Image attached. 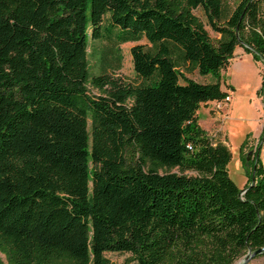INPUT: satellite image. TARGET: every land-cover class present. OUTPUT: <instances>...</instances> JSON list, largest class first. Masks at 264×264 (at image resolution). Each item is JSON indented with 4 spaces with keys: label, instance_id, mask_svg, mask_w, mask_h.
Listing matches in <instances>:
<instances>
[{
    "label": "trees",
    "instance_id": "obj_1",
    "mask_svg": "<svg viewBox=\"0 0 264 264\" xmlns=\"http://www.w3.org/2000/svg\"><path fill=\"white\" fill-rule=\"evenodd\" d=\"M263 6L0 0V264H235L264 248L263 166L255 154L239 190L196 116L227 97L220 71L238 45L264 60ZM89 40L106 45L91 78ZM142 40L139 81L115 77L119 46Z\"/></svg>",
    "mask_w": 264,
    "mask_h": 264
},
{
    "label": "rangeland",
    "instance_id": "obj_2",
    "mask_svg": "<svg viewBox=\"0 0 264 264\" xmlns=\"http://www.w3.org/2000/svg\"><path fill=\"white\" fill-rule=\"evenodd\" d=\"M194 14L204 24L209 38L213 44L219 38L207 24V20L200 9ZM264 20V6L262 8ZM138 43H125L119 46L121 67L113 75L126 82L137 83L132 67L130 48ZM106 45L100 41L89 40L87 43V63L89 77L100 73V56ZM244 47L238 45L228 65L220 71V90L231 98V101L208 102L200 105L196 112L197 123L210 139L213 145L223 144L229 153L227 174L239 190L248 183L247 171L251 170V163L256 159L264 168V60H256L252 54L242 53ZM182 76L192 81L209 84L214 82L211 75L200 76L197 71ZM180 83H183L180 78ZM88 93L98 95V91L87 85ZM257 151V152H256ZM249 156V157H248ZM248 157V159H247ZM247 161L248 164L247 165ZM159 173L166 172L158 169ZM248 253L235 264H242ZM105 257L111 264H137L129 254L107 253ZM0 259L6 263L3 256ZM53 264H71L60 260ZM247 264H264V255H257Z\"/></svg>",
    "mask_w": 264,
    "mask_h": 264
},
{
    "label": "water",
    "instance_id": "obj_3",
    "mask_svg": "<svg viewBox=\"0 0 264 264\" xmlns=\"http://www.w3.org/2000/svg\"><path fill=\"white\" fill-rule=\"evenodd\" d=\"M248 157H247V159H248ZM263 252H264V248H260V249L254 251V252L248 253V256L245 258V260H244V262L242 264H247V262L250 259H252L253 257H255V256H257V255H259V254H261Z\"/></svg>",
    "mask_w": 264,
    "mask_h": 264
},
{
    "label": "built area",
    "instance_id": "obj_4",
    "mask_svg": "<svg viewBox=\"0 0 264 264\" xmlns=\"http://www.w3.org/2000/svg\"><path fill=\"white\" fill-rule=\"evenodd\" d=\"M263 97H264V93H263ZM225 102H229L230 101V97L227 96L225 99H224Z\"/></svg>",
    "mask_w": 264,
    "mask_h": 264
},
{
    "label": "crops",
    "instance_id": "obj_5",
    "mask_svg": "<svg viewBox=\"0 0 264 264\" xmlns=\"http://www.w3.org/2000/svg\"><path fill=\"white\" fill-rule=\"evenodd\" d=\"M242 53H244V51H242ZM230 101H231V98H230Z\"/></svg>",
    "mask_w": 264,
    "mask_h": 264
}]
</instances>
